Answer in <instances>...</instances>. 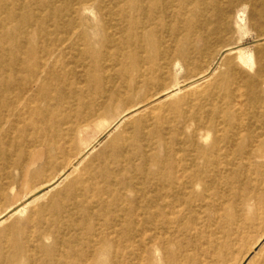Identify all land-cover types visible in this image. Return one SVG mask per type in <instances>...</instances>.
I'll use <instances>...</instances> for the list:
<instances>
[{
    "label": "rangeland",
    "instance_id": "1",
    "mask_svg": "<svg viewBox=\"0 0 264 264\" xmlns=\"http://www.w3.org/2000/svg\"><path fill=\"white\" fill-rule=\"evenodd\" d=\"M145 225L151 264H264V0H0V264Z\"/></svg>",
    "mask_w": 264,
    "mask_h": 264
},
{
    "label": "bare ground",
    "instance_id": "2",
    "mask_svg": "<svg viewBox=\"0 0 264 264\" xmlns=\"http://www.w3.org/2000/svg\"><path fill=\"white\" fill-rule=\"evenodd\" d=\"M87 129H88L87 127L84 129V131H83L84 134L87 131ZM142 228H143L142 229L143 231H142V234H140V235H139V233H138V235L136 234V235H132V236L125 235L124 238L121 237V235L119 236L121 238H118L119 241H117V244H116L115 249H114V253L111 257L112 264H132V262L127 260L126 253H125V250L130 248V247L131 248L132 247H140V248L143 247V248H145L144 250H147V247H146L147 236H143V235H145L147 225H145V228L144 227H142ZM146 252H147V255L145 256V258H143V260H144L145 264H151L152 257L150 255L149 249ZM162 252L164 254H166L165 250L164 251L162 250ZM166 257H169V256H166Z\"/></svg>",
    "mask_w": 264,
    "mask_h": 264
}]
</instances>
